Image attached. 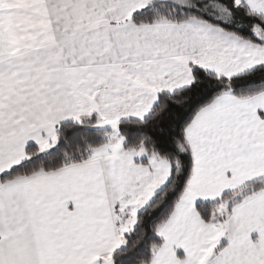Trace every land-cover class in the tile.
<instances>
[{
    "label": "snow or ice",
    "instance_id": "6c2138e0",
    "mask_svg": "<svg viewBox=\"0 0 264 264\" xmlns=\"http://www.w3.org/2000/svg\"><path fill=\"white\" fill-rule=\"evenodd\" d=\"M0 264H264V0H0Z\"/></svg>",
    "mask_w": 264,
    "mask_h": 264
}]
</instances>
